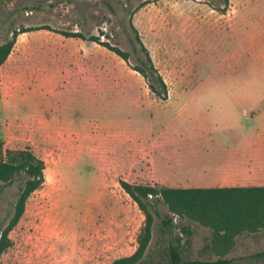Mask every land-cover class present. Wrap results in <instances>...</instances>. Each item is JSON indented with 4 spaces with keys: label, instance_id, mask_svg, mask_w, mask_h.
I'll list each match as a JSON object with an SVG mask.
<instances>
[{
    "label": "rangeland",
    "instance_id": "rangeland-1",
    "mask_svg": "<svg viewBox=\"0 0 264 264\" xmlns=\"http://www.w3.org/2000/svg\"><path fill=\"white\" fill-rule=\"evenodd\" d=\"M225 1L0 0V45L13 30H29L17 36L0 67V142L3 150L28 148L45 166L44 182L9 232L0 264H110L132 255L145 218L120 181L167 187L161 182L166 160L158 154L166 146L198 154L202 122L221 119L217 109L226 106L215 98L250 97L241 107L251 108L253 127H264V110L256 111L264 107V72L250 85L245 59L234 75L221 72L234 42L210 16ZM129 21L168 86L166 101L133 70L135 57L143 56ZM57 31L97 37L127 61ZM237 79V86L227 83ZM20 184L16 179L1 189L0 233ZM157 210L140 264H170L168 245L178 241L185 264L219 258L264 264L254 258L264 251V229L225 245L163 204ZM166 217H172L169 228L161 222Z\"/></svg>",
    "mask_w": 264,
    "mask_h": 264
},
{
    "label": "trees",
    "instance_id": "trees-1",
    "mask_svg": "<svg viewBox=\"0 0 264 264\" xmlns=\"http://www.w3.org/2000/svg\"><path fill=\"white\" fill-rule=\"evenodd\" d=\"M148 3L150 2L147 1L142 6ZM129 26L134 32L139 53L143 56V58L138 57L136 59L137 67H133V70L142 76L148 90L156 98L166 101L168 99V86L154 66L148 50L140 41L131 21H129ZM28 31L24 28L15 29L11 32V37L0 45V67L7 60L17 36ZM57 33L65 37L98 43L127 61L125 53L108 43H100V39L97 37L86 39L81 32L57 31ZM138 49L134 47V53L138 52ZM44 169V162L28 148L3 150L0 142V194L4 186L13 184L16 179L21 182L11 214L0 233V257L11 246L9 232L17 225L23 215L27 199L43 184ZM119 185L137 205L145 219L137 236L138 246L135 252L128 257L118 258L110 264H140L151 240L153 213L158 217L160 216L157 210L158 204L166 206L169 213L174 216L188 219L209 229L213 242L225 245L231 242L234 237L242 234H254L264 229V187L180 189L132 185L125 181H120ZM161 222L164 227L169 228L172 224V217H166ZM183 231L188 232L186 229ZM179 244L178 241L168 245L167 254L170 264H185L181 257ZM254 258H264V251L255 254ZM232 262V259L219 258L214 261H194L190 264H232Z\"/></svg>",
    "mask_w": 264,
    "mask_h": 264
},
{
    "label": "crops",
    "instance_id": "crops-1",
    "mask_svg": "<svg viewBox=\"0 0 264 264\" xmlns=\"http://www.w3.org/2000/svg\"><path fill=\"white\" fill-rule=\"evenodd\" d=\"M215 11L210 19L234 42V48L222 58L221 72L227 68L234 75L241 60H246L250 77L246 85H250L259 72H264V0H227ZM87 82L93 86L108 83L107 80ZM238 82L239 79L227 83L237 86ZM215 100L216 104L226 106L217 109L221 119L202 122L198 154L190 149L167 152V146L158 154L166 160L161 182L168 188L180 189L264 187V127H253L254 113L248 106L241 107L252 99ZM260 110L264 107L256 110L257 113ZM241 112L245 114L240 116Z\"/></svg>",
    "mask_w": 264,
    "mask_h": 264
},
{
    "label": "flooded vegetation",
    "instance_id": "flooded-vegetation-1",
    "mask_svg": "<svg viewBox=\"0 0 264 264\" xmlns=\"http://www.w3.org/2000/svg\"><path fill=\"white\" fill-rule=\"evenodd\" d=\"M135 59H138V57L136 56Z\"/></svg>",
    "mask_w": 264,
    "mask_h": 264
}]
</instances>
